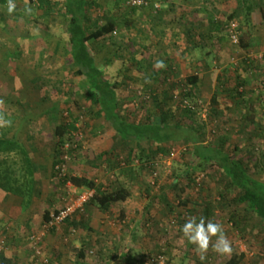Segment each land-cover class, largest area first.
Listing matches in <instances>:
<instances>
[{
    "label": "rangeland",
    "instance_id": "obj_1",
    "mask_svg": "<svg viewBox=\"0 0 264 264\" xmlns=\"http://www.w3.org/2000/svg\"><path fill=\"white\" fill-rule=\"evenodd\" d=\"M40 1L12 0L15 4L12 13L7 11L9 0L0 1V19L22 14L23 30L16 42L11 36L0 35V46L5 44L19 54L15 62L7 63L2 69V128L13 121L10 136L18 134L39 166L28 209L21 210L17 200L15 203L13 199L2 198L0 191V252L5 253L11 264H127L123 256L129 258L130 254L138 256L143 264H226L233 253L242 255L240 264H264V229L251 230L243 238L223 212L208 215L222 226L232 251L217 253L212 247L216 237H211L203 253L205 260L201 261V253L180 229L191 219L186 217L188 206L192 205L200 214L204 211V206L200 205L202 200L210 198L206 204L219 208L215 199L219 196L220 174H212L204 190L200 185L186 186V180L178 181L175 177L183 174L193 159L191 149L180 142L168 145V153H160L145 167L139 162L127 163L125 151H121L114 140L115 130L103 116L95 115L96 106L87 98L86 78L77 74V68L68 61L70 44L64 0H50L49 11L38 5ZM94 1L97 7L89 9L86 20L91 30L108 19L118 23L107 40L96 42L91 48L99 67L116 83L121 112L130 120L144 122L148 116L158 114L153 96L170 102L176 110L187 77L207 70L205 81L209 85L201 90L203 106L194 123L196 127L206 124L203 141L216 140L229 128L240 124L236 119L229 121L223 114V101H220L221 115L211 119L209 116L214 93L218 92L220 100L224 98L218 84L221 74L234 86L242 65V48L214 24L229 20L236 7L235 0H148V5L135 9L128 0ZM176 4L185 6L179 8ZM239 24L242 26L240 21ZM197 60L199 64L195 68ZM160 63L163 66H158ZM169 64L173 71L168 74ZM68 102L73 107L71 116L65 110ZM54 105L63 112L60 120L78 118L74 143L68 145V149L75 147V150L65 152L64 171L59 175L54 172L53 165L55 125L46 114ZM233 134L228 137L230 145L242 138ZM244 138L242 143L248 140L247 136ZM173 150L174 155L171 154ZM103 152L110 153L100 156ZM65 174L91 176L102 188L131 181L133 174L134 179H143L144 184L138 185L143 196L153 193L155 187L162 191L161 182H165L166 187L174 179L177 182L167 191L172 195L171 200L164 201L161 209L147 220L151 225L142 226L141 223L140 228L146 231L140 232L137 248H132L127 242L129 234L123 231L131 223L120 216L122 202L113 205L108 212L86 203L82 212L77 211L71 217L84 221L86 227H74L68 220L52 228L46 227L43 222L46 209L60 210L73 204L83 192L70 182H64L60 176ZM256 176L264 180V173ZM207 178L203 172L197 182L203 184ZM178 196L189 198L188 205H180ZM28 199L29 195L26 202ZM169 204L173 205V212ZM119 227L122 229L118 231ZM118 234L122 236L121 243ZM81 250H84L83 256Z\"/></svg>",
    "mask_w": 264,
    "mask_h": 264
},
{
    "label": "trees",
    "instance_id": "obj_2",
    "mask_svg": "<svg viewBox=\"0 0 264 264\" xmlns=\"http://www.w3.org/2000/svg\"><path fill=\"white\" fill-rule=\"evenodd\" d=\"M33 1L30 0V2ZM235 1L236 7L230 14L229 20L213 23L216 28L224 30L225 35L229 38L227 31L229 22L240 21L242 26H240L241 35L238 45L242 49H248L251 45L252 29L257 23L264 21V0ZM38 5L49 11L50 0H41ZM94 5L97 7L94 0H64L66 31L70 44L68 61L77 68V74L86 78L87 98L96 106L95 115L103 116L115 130L114 140L121 148L120 150L125 151V158L123 157L125 161L130 164L139 162L142 167H145L146 164H151L153 158L159 156L160 153H168V145L180 142L191 149L193 159L188 163L185 172L175 178L179 179L178 181L186 180V186L200 185L204 190L212 179V174L215 175L217 172L221 177L218 192L220 199L217 205L222 209L224 217H228V220L243 238L251 230L264 229V180L256 176L258 173H264V121L259 124L261 134L256 138L248 137L247 142L242 144H228L229 138L225 134L218 136L216 140L203 141L206 135V124L203 123L197 127L194 124L199 109L202 107V104L199 103L202 101L200 100L202 78L197 72L187 77L186 88L182 99L176 104V110L173 109L170 102H162L159 97L153 96L158 114L153 117L148 116V120L144 122L130 120L126 114L121 112L116 83H113L104 70L99 67L96 55L91 48L94 43L107 40L115 32L118 23L114 19H108L106 23L91 30L87 26L86 20H88L89 9ZM131 7L135 9L138 6ZM47 13L50 14V12ZM21 16L22 14H19L8 19H0V35L3 33L11 36L13 42L21 38L23 35ZM38 23H41L44 28L47 27L42 21H38ZM2 49H4L3 55ZM18 55V52L13 48H8L5 44L0 46V89H2V69L7 63L15 62ZM166 71L168 74L173 71L172 64H169ZM156 75L154 74V76ZM223 75L221 74V80L218 83L221 87L220 90L218 89L220 93L238 97L243 83L237 79L232 86L230 80L224 78ZM1 94L2 91H0V189L15 196L21 203L22 210H26L34 193V185L39 176V166L32 160L29 150L21 142L18 134L10 136L13 121L8 122V125L2 128ZM218 95V92H215L212 98L210 119L221 115L220 106L222 105ZM67 104L65 110L71 116L73 107L71 103ZM260 110L264 112V104L260 106ZM61 113L63 112L60 111L58 105L46 110L48 119L55 125L56 143L53 165L57 175L60 174L57 166L64 163L65 152L73 153L75 150V147L68 149L67 145L70 147V144L74 143L75 132L78 130L76 125L78 118L73 117L71 121L60 120ZM109 153L103 152L100 156H108ZM203 172L208 175V178L204 180L203 184H200L197 182V178ZM60 177L64 182H70L77 188L94 189L95 194L87 204L103 212L110 211L113 205L126 201L131 196L129 187L123 183L118 186L102 188L91 176L65 174ZM174 185L176 186V183ZM182 191H186V189H182ZM166 193L169 194V192ZM28 195L29 199L26 202ZM177 199H179L180 205H188L189 198L178 196ZM200 205L206 207L203 211L204 214L203 212L199 214L195 209L187 207L186 217H195L198 221L203 217L206 221L214 222L215 220L208 215L210 206L205 202ZM169 206L173 212V205L169 204ZM239 208H242V211H239ZM52 213L49 209L45 210L43 214L45 224L50 221ZM71 217L66 220L74 227H86L84 221H76ZM81 255H84V250H81ZM123 258L127 264H143V260L136 256L126 258L124 255ZM241 261L242 255L233 253L226 264H240ZM0 264H11L4 252H0Z\"/></svg>",
    "mask_w": 264,
    "mask_h": 264
},
{
    "label": "crops",
    "instance_id": "obj_3",
    "mask_svg": "<svg viewBox=\"0 0 264 264\" xmlns=\"http://www.w3.org/2000/svg\"><path fill=\"white\" fill-rule=\"evenodd\" d=\"M215 1V0H212ZM258 1V0H257ZM176 7L182 8L185 5H179L176 4ZM251 45L248 49H241L242 54V65L238 68L237 76L239 81L243 83L240 87V95L238 97L230 95V94H224V98L221 100L224 109L223 114L226 116V118L229 121L238 120L240 121L239 125H236L232 128H229L228 131H225V135L227 137H230L229 135H238L242 138L237 142L241 144L244 142V136L256 138L261 134L260 126L259 124L264 121V112L260 110V106L264 104V21L262 23H257V25L252 29V35H251ZM207 61V59H206ZM199 64V60L195 61V68H197ZM208 71H204L202 73H199L200 77L202 78L201 82V88H205L206 85V79L207 75L205 74ZM252 122V123H249ZM258 123V124H257ZM237 127V128H236ZM130 175V174H129ZM136 175H138L136 173ZM133 180H125L121 183L125 184L129 187L131 191V196L126 200L122 201L121 207L122 210L120 212V216L123 218H127L128 221L131 223L130 226L123 230L129 234L128 237V243L131 244L132 248H137V241L140 239V232L145 233V231L140 228V225L142 223V226H149L151 225V222H147L149 218L152 216V214L156 213L158 209H161L163 206V202L168 200L170 201L172 195L166 193L170 188L171 185L175 184L177 180H173V183L169 185V187H166L168 185H164L165 182H161L163 190L159 191L158 187H155L153 190L154 192L147 194H144V196L141 194V187H139V184H144L143 179H134L133 174L131 175ZM130 181V184H129ZM213 184V182H212ZM133 185V188H132ZM215 185V184H214ZM159 186V185H158ZM165 186V187H164ZM150 189V188H149ZM85 189L82 188L80 191H84ZM146 190V189H144ZM152 190V191H153ZM2 191V198L7 197L9 200H12L16 203V200L19 201L15 196ZM150 191V190H149ZM168 194V196H167ZM14 197V198H13ZM215 199V198H214ZM217 199L215 201L219 202V196H217ZM210 198H205V200H202V202L209 203ZM10 202V201H9ZM192 201L189 203L191 204ZM194 203H200V201L194 200ZM207 205V204H206ZM189 209H193L192 205L188 206ZM219 207V206H218ZM206 207H204L205 209ZM209 213L210 214H216L220 215L222 214V209L219 208H213L209 207ZM20 209L22 210V205L20 203ZM126 214V215H125ZM147 222V224H146ZM122 229L121 227L118 228V231ZM124 229V228H123ZM122 230L120 231L123 232ZM119 233V232H116ZM118 234V242H122V236ZM128 256V254H127ZM136 256L134 254H130L128 257ZM138 257V256H136Z\"/></svg>",
    "mask_w": 264,
    "mask_h": 264
},
{
    "label": "clouds",
    "instance_id": "obj_4",
    "mask_svg": "<svg viewBox=\"0 0 264 264\" xmlns=\"http://www.w3.org/2000/svg\"><path fill=\"white\" fill-rule=\"evenodd\" d=\"M14 9L15 4L12 0H9L7 5L8 13H12ZM158 66L163 65L160 63ZM180 230L188 242L195 245L201 253L200 259L202 262L205 260L203 253L207 251L211 237H216V241L212 245L214 251L220 254L230 253L232 251L230 242L223 233L222 226L212 221H206L203 217L199 219V222H197L195 217L187 220L181 226Z\"/></svg>",
    "mask_w": 264,
    "mask_h": 264
},
{
    "label": "built area",
    "instance_id": "obj_5",
    "mask_svg": "<svg viewBox=\"0 0 264 264\" xmlns=\"http://www.w3.org/2000/svg\"><path fill=\"white\" fill-rule=\"evenodd\" d=\"M128 4L130 6H146L148 5L147 0H128ZM227 31L229 33V38L233 43H239L240 40V24L237 20H232L229 22L227 26ZM199 103L202 104V101ZM203 106V104H202ZM68 146V145H67ZM172 155L175 154V150L171 152ZM67 158V155H65ZM57 169H59L60 174H62V171H64V166H57ZM95 190L94 189H86L82 193H80L77 196L76 201L73 204H70L60 210L58 212H53L51 214L50 221L46 223L47 228H52L54 225L59 224L69 217L73 216L77 211L82 212L84 209V205L90 201V199L94 196Z\"/></svg>",
    "mask_w": 264,
    "mask_h": 264
}]
</instances>
